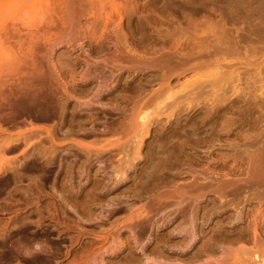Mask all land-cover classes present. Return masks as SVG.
Segmentation results:
<instances>
[{"label":"rangeland","instance_id":"1","mask_svg":"<svg viewBox=\"0 0 264 264\" xmlns=\"http://www.w3.org/2000/svg\"><path fill=\"white\" fill-rule=\"evenodd\" d=\"M202 1L205 0H0V166L8 165L6 161L11 160L13 164L10 166L21 167L27 150L32 152L36 146L50 145V141L39 143L42 137L48 136L47 129L56 127L60 133H65L67 129L62 128L58 120L32 121L24 115L14 114L18 87L31 80H40L35 76L36 69H41V78L45 80L51 79L49 74L52 72L55 83L65 84L67 92L64 95L72 97L73 103H80L84 100L79 94L81 74L89 66L94 67L96 61H99V66H105L102 59L125 53L126 47L133 48L137 54L148 59L156 56L161 63L155 69L142 71L140 68L137 74L130 65L124 68L123 74L128 76L130 82L135 84V81H141L145 85L138 114L146 112L154 118L156 111H162L159 123L169 125L174 117L169 116L168 107L175 100L180 102L178 107L185 114L198 112L201 116H207L215 108L219 111L218 116L207 118L209 143L197 148L194 163L184 164L182 174L166 181L158 189V192L169 193L167 216L174 215L179 202L182 205L190 203L187 218L194 216L199 221L207 214L209 219L205 231L208 236L198 239L196 246L180 255L166 253L161 257L172 264H255V253L264 257V53L257 48L253 52L241 48L240 52L231 55L217 53L200 56L192 60L196 65L203 63L198 68L177 66L171 72H168L163 60L167 56L165 54L173 55L175 50L190 53L191 44L211 35L213 30L221 35L222 28L218 22L220 12L228 14L237 5L241 7L237 18L226 23L225 27L230 29L243 26L247 16L258 18L264 0H232V4L224 3L220 7L212 4L208 9L212 12L217 10L213 16L208 11L194 12L193 5ZM174 55L177 60L181 56ZM34 62L36 65H33ZM98 82L99 79L95 77L90 87H96ZM198 91L199 96H196L195 92ZM134 99L136 92L124 89L118 103L109 105L115 108V112L126 111L129 114ZM106 102L103 99L104 105ZM100 118L102 120L97 127L103 128L105 118ZM138 121V115L130 120L131 126L124 134H98L97 138L87 137L82 131L69 134L61 150L81 155L76 146L78 143L93 144L97 140L107 143L121 138L118 144L120 148H117L115 155H102L99 158V163L105 169L101 174L114 183L119 177L115 175L114 167L125 165L133 156L131 151L137 140ZM25 134H30L28 145L22 143L18 149L3 147V138L15 140ZM146 140L148 144L153 138ZM124 147L128 156L124 155ZM128 172L131 181L117 191L111 190L107 199L116 197L120 190H124L126 194L121 193V196L126 204L136 209L151 200L153 191L135 196L131 190L133 173ZM11 175L12 170H8L0 177ZM82 176V181H86V174ZM28 181L24 176L25 184ZM47 190L57 198L61 197V191L56 187L48 186ZM20 195L13 191L11 195L4 193L0 196V234H4L7 226L16 218L20 211L17 209L23 208V212L30 213V206L26 207L28 199ZM9 203L12 209L6 207ZM108 203L106 198L100 201L96 205L98 212L107 215ZM70 210L73 212V209ZM128 215V211H123L108 216L105 227L110 229L112 222L121 219L119 225H128L122 229L125 239L132 235ZM29 217L34 222L32 229L52 226L55 237L58 236L57 229H66L61 223L55 226L59 219L63 221L60 216L52 215L39 223L35 214L30 213ZM154 220L163 221L161 213ZM79 222L83 228L92 227L88 220L80 219ZM178 222H170L162 232L173 229ZM72 224L75 228L79 227L76 223ZM118 227L109 233L115 232ZM255 230L258 242L255 240ZM245 232L248 238H238ZM72 234L75 236L77 233L73 231ZM157 235L154 231L150 239L146 237L142 241H149L148 247L144 254L141 252L137 257L153 255L150 251L156 244ZM89 237L77 243L68 233L62 232L57 241L62 251L69 249L71 253L63 255L59 264H72L73 253L80 250L84 242L92 243ZM210 237H213L214 247L203 248L202 241ZM119 254L113 258L108 254L96 253V260L90 264H114L115 260L126 257L128 250ZM21 264L32 263L23 260Z\"/></svg>","mask_w":264,"mask_h":264},{"label":"bare ground","instance_id":"2","mask_svg":"<svg viewBox=\"0 0 264 264\" xmlns=\"http://www.w3.org/2000/svg\"><path fill=\"white\" fill-rule=\"evenodd\" d=\"M232 2V0H205L197 5L194 4L193 7L194 12L208 11L213 16L217 10L212 12L208 9L212 4L220 7L224 3L232 4ZM237 6L231 13L220 12L218 22L222 28L221 35L216 34L215 30L211 31V35L202 37L191 44L190 53L175 50L173 55H181L178 60L176 55H170L172 53L165 54L167 56L163 62L167 65L168 72L177 66H183L185 69H189L187 65L191 69L198 68L202 62L196 65V62L192 63V60L200 56H213L217 53L231 55L240 52L241 48L250 52L257 48L264 53V5L258 18L245 17L243 26L238 29L225 27L229 20L232 21L241 13L238 11L241 7ZM102 60L105 66H99V61H96L94 67L89 66L81 74V82L78 84L81 89L79 94H82L84 100L80 103H73L72 97L64 95V92H67L65 84L62 86L60 83H55L52 72L49 74L50 80L42 79L43 74L39 68L36 69L35 76H38L40 80H31L24 86L18 87L15 95V115H24L32 121L40 119L56 122L58 120L61 127H67V129L65 133H60L56 127L47 129L48 136L42 137L39 143L50 141V145L36 146L32 152L27 150L24 153L21 167L10 166L13 164L11 160L6 161L8 165L0 166V175L8 170L13 172L11 176L0 177V196L4 193L11 195L14 191L28 199L26 207L30 206V213L39 218L37 223L44 222L52 215L62 217L63 221L58 218L55 226L61 223L66 229H57L58 236L62 232L68 233L77 243L90 236L92 243L84 242L80 250L73 253L72 264H90L96 260V253L108 254L117 258L120 252L126 250H128V255L115 260L114 264H172L161 255L166 253L180 255L181 252L196 246L198 239L208 236L205 225L209 217L205 214L204 218L199 221H196L194 216L187 218L186 211L190 203L182 205L180 202L175 207L174 215L167 216L166 210L170 203L166 200L169 198V193L158 192V189L166 181L182 174L184 164L194 163L198 155L197 148L209 143V133L206 129L207 118L218 116L219 111L215 108L214 112H210L207 116H201L202 114L198 112L191 115L185 114L183 109L178 107L180 102L175 100L169 103L168 107L169 116L174 118L169 125H163L159 123L162 111H156L154 118L146 112L137 113L145 85L141 81H135L133 84L127 78L128 76L123 74L127 65L133 67L137 74L140 68L142 71L155 69L161 63V59L156 56L148 59L137 54L133 48L126 47L125 53ZM33 65H36V62ZM95 77L99 79V82L96 87H90ZM124 89H132L136 92V99L132 102V110L129 114L126 111L115 112V108L109 105L118 103L121 90ZM199 93L200 91L195 92L196 96H199ZM103 99L107 100L106 105ZM136 114L139 118V130L135 136L136 144L131 151L133 156L125 165L118 164L114 167L115 175H119L114 183L107 180L106 175L101 174L105 169L99 163V158L102 155L108 157L115 155L117 148H120L118 144L121 138L107 143H101L100 140L93 144L78 143L76 146L81 155L61 150L65 147L64 140L67 136L77 131H82L87 137L95 138L98 134H124L131 126L129 121L134 120ZM100 116L105 118L103 128L97 127L98 122L102 120ZM32 132L37 133V131ZM29 136L30 134H25L15 140L3 138V147L18 149L22 143L28 145ZM146 138H153V140L147 144ZM123 151L124 155L129 154L125 147ZM129 170L133 173L131 190L135 196H142L143 192L153 191L151 200L136 209L126 204L121 196V193L126 194L124 190H120L116 197L107 199L111 190L117 191L122 185L131 181ZM187 172L190 173V170ZM84 173L87 179L83 182ZM24 176L29 180L26 184ZM48 186L59 189L61 197L57 198L50 193L47 190ZM33 195L37 196L31 197ZM105 198L109 202L107 215L98 212L96 207ZM6 207L12 209V204L9 203ZM70 209H73V212ZM22 210L23 208L16 210L19 211L16 218L7 226L5 233L0 234V264H11L14 261L21 264L23 260L32 264H52L53 262L59 264L63 255L68 256L71 250L62 251L61 244L57 241L58 236H53L55 229L52 226L40 228V230L32 229L34 222L29 217L30 213L26 214ZM123 211H128L127 220L131 221L132 226V235H128L125 239L122 237V229L128 225H119L122 222L121 219L112 222L110 229L105 227L108 216ZM159 213L163 221L154 220ZM80 219L90 221L92 227L86 229L79 226ZM174 220H179L177 226L162 232L166 229L165 226ZM72 223L78 224L79 227L75 228ZM116 227L118 228L115 232H110V234L109 231ZM73 231L77 233L75 236L72 234ZM154 231L158 235L155 240L156 244L150 251L153 255L146 254L145 258L137 257V254L146 252L149 241H142L146 237L150 239ZM211 238L213 237H210V240H203L201 246L212 249L214 242ZM238 238L246 239L248 234L242 233ZM258 238L255 230L257 242ZM253 258L255 264H264V257L260 253H255Z\"/></svg>","mask_w":264,"mask_h":264}]
</instances>
